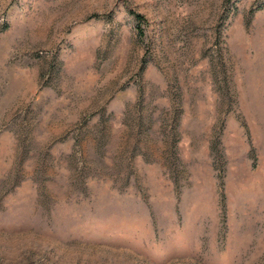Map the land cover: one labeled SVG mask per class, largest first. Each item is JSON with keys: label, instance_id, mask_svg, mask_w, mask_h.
Returning a JSON list of instances; mask_svg holds the SVG:
<instances>
[{"label": "rangeland", "instance_id": "374dc122", "mask_svg": "<svg viewBox=\"0 0 264 264\" xmlns=\"http://www.w3.org/2000/svg\"><path fill=\"white\" fill-rule=\"evenodd\" d=\"M0 264H264V0H0Z\"/></svg>", "mask_w": 264, "mask_h": 264}, {"label": "trees", "instance_id": "16d2710c", "mask_svg": "<svg viewBox=\"0 0 264 264\" xmlns=\"http://www.w3.org/2000/svg\"><path fill=\"white\" fill-rule=\"evenodd\" d=\"M132 15L134 16L136 22L138 23V26H137L138 34H139L140 37H142V35H143V31H142V29L140 28V23L142 22V20H141V16H139V15H137V14H133V13H132Z\"/></svg>", "mask_w": 264, "mask_h": 264}]
</instances>
